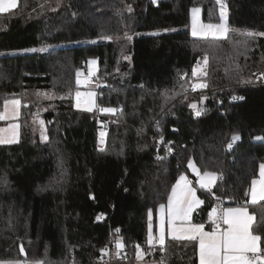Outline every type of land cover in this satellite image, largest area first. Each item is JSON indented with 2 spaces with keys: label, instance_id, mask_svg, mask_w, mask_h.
<instances>
[{
  "label": "trees",
  "instance_id": "16d2710c",
  "mask_svg": "<svg viewBox=\"0 0 264 264\" xmlns=\"http://www.w3.org/2000/svg\"><path fill=\"white\" fill-rule=\"evenodd\" d=\"M222 7L230 29L264 32V0H17L0 13V53L48 48L0 56V109L20 101L19 139L0 145V261H22V245L23 261L132 264L149 251V227L189 161L217 177L210 193L199 191L193 223L209 224L215 199L244 206L264 256V201L247 203L264 163V37L174 31L193 8L219 23ZM91 60L96 102L117 109L103 137L92 114L74 108L77 74ZM106 246L126 261H102ZM196 256L190 240L166 239L153 253L167 264Z\"/></svg>",
  "mask_w": 264,
  "mask_h": 264
},
{
  "label": "snow or ice",
  "instance_id": "6c2138e0",
  "mask_svg": "<svg viewBox=\"0 0 264 264\" xmlns=\"http://www.w3.org/2000/svg\"><path fill=\"white\" fill-rule=\"evenodd\" d=\"M17 7V0H0V13L9 12L12 9ZM129 10H131L129 6ZM200 9H192V35L201 36V37H213L220 38L225 37L228 28L225 23V13L223 7L220 14V23H202L199 18ZM127 35V34H126ZM247 35L249 37L260 36L264 37V32H253L248 31ZM104 39H111L110 36L104 37ZM130 39V37H129ZM45 49H31V51H44ZM205 63H207V56H205ZM91 64H95L96 61H90ZM92 73L90 72L89 75ZM195 74V73H194ZM79 77V73L77 74ZM86 82V81H85ZM76 83L79 85L81 80L78 78ZM201 87H206V85H201ZM94 94L89 92L85 94L83 98V103L85 104V110L92 111L95 101L93 99ZM76 107H81L82 104V95L80 91H76ZM233 99H236L233 97ZM5 111H7L8 105L11 104L14 108L20 104L19 100H5ZM195 108V105H192ZM100 111L115 113L117 109L115 108H101ZM200 111L196 112V115L199 116ZM5 116L3 113H0V119H4ZM41 124L43 122L41 121ZM0 131H3L0 129ZM43 139L47 137L41 133ZM103 135V134H101ZM238 139L237 136H233V140ZM17 142L15 134V126H13V135L10 138H0V144H11ZM231 147V144H229ZM189 166L193 168L194 171H199L195 168L191 161H189ZM260 176L259 181H252L251 188V198L252 202L259 199L264 200V164L260 165ZM216 177L214 174L205 172L201 176L200 184L202 188H209L213 184ZM259 183L261 185V190L259 193L256 190V185ZM203 201L197 198L195 189L191 187V182L183 175L179 177L176 181V184L172 188V195L169 197L168 201V223L172 229V238L173 239H187L190 241H199V259L200 264H256L259 261V264H264V256L260 255V248L258 241L260 240L259 235H254L250 231L252 226L253 217L248 214L246 208H228L224 210L219 217L224 224L228 227L217 233L215 230L213 232H204L203 224H193L191 223V215L196 206L202 204ZM164 206H161L163 210ZM216 212V209L213 208L209 213L211 217ZM97 220L101 219V216L98 215ZM177 220L187 221V224H181L176 226L175 222ZM213 223H216L213 220ZM164 221L163 216L161 218V231L158 237V243L161 246V250L164 249L165 245V235H164ZM119 232V229L116 230ZM153 237L149 235L148 243H153ZM117 248L123 247L121 242H117ZM21 252H23V247L21 246ZM248 253H252V256L249 257ZM19 264V262H16ZM36 264H41V262H36Z\"/></svg>",
  "mask_w": 264,
  "mask_h": 264
},
{
  "label": "rangeland",
  "instance_id": "374dc122",
  "mask_svg": "<svg viewBox=\"0 0 264 264\" xmlns=\"http://www.w3.org/2000/svg\"><path fill=\"white\" fill-rule=\"evenodd\" d=\"M199 18H200V21L203 23V21H202V19H201V12L199 13ZM219 23H220V21H219ZM225 23H226V26H227V28H228V32H230V31H235V32H240V33H246L247 34V32L248 31H246V30H237V29H230L229 27H228V23H227V17H226V15H225ZM191 25H192V10H190V13H189V25L187 26V27H181V28H177V29H175L174 31L175 32H188L193 38H205V37H201V36H193L192 35V28H191ZM228 32H227V34H228ZM253 32H258V31H253ZM226 34V35H227ZM226 37V36H225ZM206 38H209V39H222V38H224V37H220V38H213V37H211V36H209V37H206ZM41 48H43V49H45L44 51H31V49H22V50H14V51H9V52H5V53H0V56H12V55H23V54H29V53H35V52H45L48 48L47 47H38V48H32V49H41ZM92 61V60H91ZM202 69H203V65H199L197 68H195V70L193 71L195 74V76L197 77V78H199L200 77V75H201V71H202ZM96 70H97V64L95 63V64H91L90 63V61H89V63H88V73H92L91 75H94L95 73H96ZM87 84H85V83H80L79 84V86L80 87H84V86H86ZM194 89H196V86H194ZM91 93H93L94 94V96H93V99H94V101H95V104L93 105V110L92 111H87V110H85V104L84 103H82L81 104V107H79V108H77L76 107V97L75 98H73L74 99V108L76 109V110H78V111H83V112H88V113H92V112H94V110H95V107H96V105L98 104L97 102H96V93L94 92V91H92ZM0 113H3L4 114V116H5V118L4 119H0V129H2L3 131H0V138H10L12 135H13V126H15V134H16V139H17V141H18V139H19V125H18V123L17 122H19V120H20V104L16 107V109L14 110V108H13V106L11 105V104H9L8 105V108H7V111H5V104L3 103V105H2V107H1V109H0ZM108 113V112H107ZM108 114H110V113H108ZM33 121H36L35 122V124L38 126V128H39V130H38V134H39V136H40V139L41 140H44L43 138H42V135H41V133H42V126H43V124H41V122H38V120H36V118H35V116L33 117V119H32ZM101 134H103V135H101ZM104 136V133L103 132H100V137H103ZM16 143V142H15ZM11 144H13V143H11ZM0 145H8L7 143L6 144H0ZM193 164V163H192ZM264 164V163H263ZM194 165V164H193ZM195 166V165H194ZM195 168H196V166H195ZM197 169V168H196ZM187 170H188V175H189V177L190 178H195V180H194V182L196 183V186L198 187V189H201V190H203V191H208L207 189L208 188H202L201 187V184H200V179H201V176H203V174L204 173H201V172H197V171H194L193 170V168L192 167H190L189 166V163L187 164ZM182 175H186V173H183ZM215 177H216V175H215ZM261 179V176H260V167H259V171H258V174H257V177L256 178H254L253 180H257V181H259ZM252 180V181H253ZM193 181V180H192ZM216 181H217V177H216V179H215V181L213 182V184L212 185H210V186H214L215 184H216ZM251 188H252V182H251V185H250V190H249V195H250V199H252L251 198ZM256 190H257V192H259L260 190H261V185L259 184V183H257V185H256ZM165 208V207H164ZM163 208V210H161L160 212H159V215H158V217H157V221H158V223L160 222L161 223V218H162V216H164L165 214H164V209ZM168 221V220H167ZM169 224V223H168ZM159 234V231H157V232H155V233H153L152 232V225L149 227V235H151L154 239H153V243L156 241V240H158V235ZM149 235H148V237H149ZM152 243V244H153ZM152 244H150V245H152ZM116 252H119V250H115ZM156 251V249L155 250H152V251H150V253L152 254V253H154ZM145 258V256L143 255V252H138L137 254H136V257H135V260L132 262V263H135L136 261L137 262H140V261H138V259H140V260H142L143 261V259ZM16 262H19V264H36V262L35 261H0V264H16Z\"/></svg>",
  "mask_w": 264,
  "mask_h": 264
},
{
  "label": "built area",
  "instance_id": "2783aa9c",
  "mask_svg": "<svg viewBox=\"0 0 264 264\" xmlns=\"http://www.w3.org/2000/svg\"><path fill=\"white\" fill-rule=\"evenodd\" d=\"M78 78L81 80L82 83H85L87 85L84 86V87L76 88L73 91V96L74 97H75L76 91H80V93L82 95V99H83L84 96H85V94H87L89 92H92V89L93 88H97L98 85H99L97 78L94 77L93 75H89V73L80 74ZM261 81L262 82L264 81V74L261 76ZM235 98L236 99L231 98L230 101L232 103H237V102H242L243 101V97H235ZM101 108H104V107L97 104L96 107H95L94 112H92L91 114H92V116H93V118H94L97 126L99 127L100 132L105 133L106 132V129H107V122H108L106 116L108 115V113L107 112L100 111ZM197 111H200V113L202 114V109L198 107V108H196L193 111V114L195 116H197L196 115V112ZM35 118H36V120H39V121H42L43 120V117L41 115H37V116H35ZM45 123L46 124H49L48 121H46ZM229 144H231V147H229ZM236 144H237V139L233 140V138H231L227 142V148L228 149H233L236 146ZM219 182H222V178L219 179ZM204 192L210 193L211 191H204ZM213 208L216 209V212H217V215L218 216H217L216 223H211L210 225H211L212 229H214V230H220L223 227V222H222L221 219H219V217L221 216L222 212L224 211L225 202L223 200H221V199H215L213 201L211 210ZM150 254L151 253H149V255L147 254L145 256V258L143 259V262H145V263L155 262V263H158V264H167L166 262H164L161 259H155L153 257V253L151 255ZM260 255L262 256V254H260ZM248 256L251 257L252 254H249ZM114 258H118L121 261H126V258L124 256V254H122V253H119L118 254V252L113 251L110 246H106L103 249V252H102V255H101V260L102 261H105L107 263H111Z\"/></svg>",
  "mask_w": 264,
  "mask_h": 264
},
{
  "label": "crops",
  "instance_id": "0c3cea01",
  "mask_svg": "<svg viewBox=\"0 0 264 264\" xmlns=\"http://www.w3.org/2000/svg\"><path fill=\"white\" fill-rule=\"evenodd\" d=\"M18 123V122H17ZM260 167V166H259ZM258 171H259V169H258ZM184 176V175H183ZM185 177L187 178V180H189L190 182H191V187H193L194 189H195V192H196V196H197V198L198 199H200L201 201H202V199H201V196H200V194H199V191L201 190V189H198V187L196 186V181L194 182V180H195V178H190L189 177V175H188V173H186V175H185ZM179 179V178H178ZM177 179V180H178ZM193 180V181H192ZM175 184H176V182H175ZM174 184V185H175ZM173 185V186H174ZM215 186V185H214ZM214 186H210L207 190L208 191H211L212 189H213V187ZM173 188V187H172ZM204 190V189H203ZM203 190H201V191H203ZM250 190V189H249ZM259 193V192H258ZM172 195V189H171V191H170V193H169V196H168V199H167V202H166V205H165V210H164V216H163V221H164V224H163V226H164V235H165V240L166 239H172V240H178V241H185V240H187V239H173L172 238V229H171V227L169 226V224H168V219H169V217H168V215H167V213H168V201H169V197ZM261 201H264V200H261V199H259V196L257 197V201L255 202V203H258V202H261ZM247 203H249V204H254L253 202H252V199H250V195H249V193H248V196H247ZM201 206V204L200 205H198V206H196L195 208H194V210H193V213H192V215H191V223H193V216H194V214H195V212H196V210L199 208ZM246 208V207H244V206H225V208H224V210H226V209H228V208ZM247 209V208H246ZM212 211V210H211ZM210 211V212H211ZM247 211H248V209H247ZM209 212V213H210ZM248 214L250 215V216H252L253 217V215L248 211ZM217 212H215L211 217L209 216V214H208V222H209V224L208 225H205V224H203L204 225V228H203V231L204 232H213L214 231V229H212V227H211V223H213V220H217ZM223 222V221H222ZM187 224V221H180V220H177L176 222H175V224H176V226H179V225H181V224ZM253 223H254V217H253V222H252V225H253ZM193 224H202V223H193ZM228 227V225H226V224H224L223 223V227L220 229V230H215L217 233H219V232H222V231H224L226 228ZM250 231H252V226L250 227V229H249ZM157 231H159V234L158 235H160V231H161V223L159 222L158 223V221H157V223H156V225L155 226H152V232L153 233H155V232H157ZM255 235V234H254ZM159 237V236H158ZM195 243H196V251H197V256H196V262H197V264H200V259H199V241H198V239L197 240H195ZM258 245H259V248H260V254H262V250H261V245H260V240L258 241ZM161 246L159 245V243H158V240H156L152 245H150V247H149V251L148 252H150V251H152V250H155V249H158V248H160ZM148 252L147 253H143V255L144 256H146L147 254H148ZM249 254H252V253H248V255ZM138 261H140V262H135V263H132V264H158V263H155V262H149V263H145V262H143L142 260H140V259H138ZM256 264H259V261H257L256 262Z\"/></svg>",
  "mask_w": 264,
  "mask_h": 264
},
{
  "label": "water",
  "instance_id": "95a60500",
  "mask_svg": "<svg viewBox=\"0 0 264 264\" xmlns=\"http://www.w3.org/2000/svg\"><path fill=\"white\" fill-rule=\"evenodd\" d=\"M82 103H83V99H82ZM173 132H175V131H173ZM103 143H104V140H103V139H100V140H99V145L102 146ZM21 246H22V245L19 246L20 256H21V258H22L23 260H26V258H27L26 252H25L24 248H23V252H21ZM22 247H23V246H22Z\"/></svg>",
  "mask_w": 264,
  "mask_h": 264
}]
</instances>
